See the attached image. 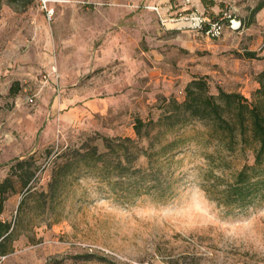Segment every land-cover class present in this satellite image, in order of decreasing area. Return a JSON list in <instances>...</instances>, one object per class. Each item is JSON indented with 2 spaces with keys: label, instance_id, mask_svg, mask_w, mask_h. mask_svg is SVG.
<instances>
[{
  "label": "rangeland",
  "instance_id": "1",
  "mask_svg": "<svg viewBox=\"0 0 264 264\" xmlns=\"http://www.w3.org/2000/svg\"><path fill=\"white\" fill-rule=\"evenodd\" d=\"M261 1L1 2L0 181L20 160L18 173L30 180L22 188L11 176L0 219L13 231L0 264H264V200L234 209L200 185L209 173L230 181L252 164L254 146L228 152L200 122L179 131L167 201L124 202L82 170L53 197L48 188L69 156L58 154L91 144L102 151L101 136L135 138V118L156 120L162 99L182 100L194 77H204L210 93L254 99L264 6L252 9Z\"/></svg>",
  "mask_w": 264,
  "mask_h": 264
},
{
  "label": "trees",
  "instance_id": "2",
  "mask_svg": "<svg viewBox=\"0 0 264 264\" xmlns=\"http://www.w3.org/2000/svg\"><path fill=\"white\" fill-rule=\"evenodd\" d=\"M18 1L0 0V4ZM263 6L264 0L252 9V14ZM211 24L204 23L206 28ZM248 56L253 55L248 53ZM258 82L256 97L248 101L240 93L226 92L221 88L216 94L210 93L206 79L194 77L184 87L182 100L162 99V112L156 120L135 118V138L101 136L102 151L91 144L73 149L71 153L58 154L57 158L69 156L51 175L48 188L52 197L66 176L82 170L108 186L124 202L132 203L142 195L163 202L171 199L174 194L169 167L184 140L179 131L193 122H200L207 128V138L217 140L228 152L237 147L254 146L252 164H244L230 181L212 173L203 178L200 185L208 199L239 210L259 205L264 200V69ZM167 132H174V135L162 142L160 138ZM24 162L17 161L11 166L10 174L0 181V213L5 193L14 188L11 176H19L22 188L30 180L28 171L24 172L25 175L18 173V170L22 172ZM12 231L10 222L0 219V254L4 253L3 248Z\"/></svg>",
  "mask_w": 264,
  "mask_h": 264
},
{
  "label": "built area",
  "instance_id": "3",
  "mask_svg": "<svg viewBox=\"0 0 264 264\" xmlns=\"http://www.w3.org/2000/svg\"><path fill=\"white\" fill-rule=\"evenodd\" d=\"M51 14H52V12H51V11H48L47 15H48L49 18L51 17ZM210 30H211L212 32H214V33H219V32H220V26L217 25V24H211V26H210ZM30 100H31V99H30ZM141 264H150V263H148V262H144V263H141Z\"/></svg>",
  "mask_w": 264,
  "mask_h": 264
}]
</instances>
